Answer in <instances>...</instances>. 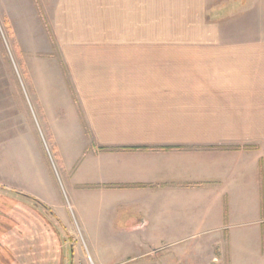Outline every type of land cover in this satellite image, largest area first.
<instances>
[{
    "label": "crops",
    "instance_id": "1",
    "mask_svg": "<svg viewBox=\"0 0 264 264\" xmlns=\"http://www.w3.org/2000/svg\"><path fill=\"white\" fill-rule=\"evenodd\" d=\"M10 1L86 230L166 241L157 264H264V0ZM45 182L11 189L70 234Z\"/></svg>",
    "mask_w": 264,
    "mask_h": 264
},
{
    "label": "rangeland",
    "instance_id": "2",
    "mask_svg": "<svg viewBox=\"0 0 264 264\" xmlns=\"http://www.w3.org/2000/svg\"><path fill=\"white\" fill-rule=\"evenodd\" d=\"M10 2L2 0L0 5L9 7ZM5 14L0 10V264H157L161 256L168 258L172 247L166 241L97 238L86 230L80 220L82 209L64 183L61 157L49 141L31 94L41 81L30 79L31 64L24 62L18 49L21 33L11 27L10 14ZM49 32L37 31L33 41H53ZM37 159L40 171L46 167L49 175V181L41 185L33 165ZM44 182L47 193L58 196V208L51 210L63 213L70 234L39 203L11 189L36 192L39 186L44 188ZM118 212L115 226L124 219L120 213L125 210Z\"/></svg>",
    "mask_w": 264,
    "mask_h": 264
},
{
    "label": "trees",
    "instance_id": "3",
    "mask_svg": "<svg viewBox=\"0 0 264 264\" xmlns=\"http://www.w3.org/2000/svg\"><path fill=\"white\" fill-rule=\"evenodd\" d=\"M42 207H44V206L42 205Z\"/></svg>",
    "mask_w": 264,
    "mask_h": 264
}]
</instances>
